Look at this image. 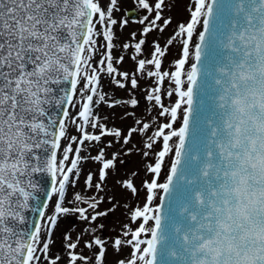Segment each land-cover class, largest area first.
<instances>
[{
  "label": "snow or ice",
  "instance_id": "6c2138e0",
  "mask_svg": "<svg viewBox=\"0 0 264 264\" xmlns=\"http://www.w3.org/2000/svg\"><path fill=\"white\" fill-rule=\"evenodd\" d=\"M137 3L120 41L119 0H0V264H105L109 247L128 249L116 264H264V0H188L148 50L173 21ZM133 152L145 176L116 181L121 204L106 185Z\"/></svg>",
  "mask_w": 264,
  "mask_h": 264
},
{
  "label": "rangeland",
  "instance_id": "374dc122",
  "mask_svg": "<svg viewBox=\"0 0 264 264\" xmlns=\"http://www.w3.org/2000/svg\"><path fill=\"white\" fill-rule=\"evenodd\" d=\"M120 4V11L116 14L117 18H127L129 19V26L126 27L122 32L118 30L117 34L120 37V41L128 40L130 39L129 34L132 31L138 30L141 26L138 23H134L133 21L138 20L142 15L145 14V11L141 8H139L137 0H119ZM166 4L169 6L164 11V16L168 17L171 16L172 18V24L169 26L164 33L159 32H152L146 37L147 40V48L146 50L151 48L152 41L155 38H160L161 43L163 44L167 37L173 32V30L176 28L177 23L181 22L185 19H187V13L185 11L186 6L188 4V0H166ZM136 10L138 12V17L136 19H133L128 16L129 10ZM118 41V43L120 42ZM178 56V47L173 46L170 49V52L168 54L167 60L171 61L174 58ZM128 66H131L130 64ZM109 91H116L117 95L121 97H126V93L123 91L115 90V89H107ZM143 108V102L141 104V108L137 109V112L139 113ZM108 109H103L104 114H108ZM122 114L121 109L115 110V116H116V123H120L119 117ZM127 123L131 124L132 121L129 119ZM121 159L124 161L123 164H118V171L114 172L107 181L106 189L107 193L110 195H114L117 200L120 201L121 204L124 203V198L129 197L130 203H135V200L131 199V194L123 192L120 188V186L116 183V181L122 177L125 176V173H130L132 171H137L139 173L138 177L136 178V183L139 186L142 182V179L145 176V171L143 168L144 160L143 158L133 152L130 156H121ZM88 168H95V165L88 163L85 165V169ZM82 183V181H81ZM138 200L143 199V191H141L140 196L137 198ZM110 207L109 204L105 203L101 205V209ZM124 208L118 207L114 212H111L107 217L101 218L97 221V223L104 224V229L99 232V235H101L103 238H110L114 237L117 232L120 231L121 224L125 222V216H124ZM76 226L77 230L82 227L77 221H75L74 218H69L68 220L61 223L60 228L57 229L54 235L55 245L53 247V251L58 252L59 254L63 255V250L61 248V232L68 227H71L72 225ZM87 252L88 250H84ZM128 252V249H122L119 254H117L111 247L108 248L106 258H105V264H116L117 259L123 258L126 253ZM91 254V253H89Z\"/></svg>",
  "mask_w": 264,
  "mask_h": 264
},
{
  "label": "water",
  "instance_id": "95a60500",
  "mask_svg": "<svg viewBox=\"0 0 264 264\" xmlns=\"http://www.w3.org/2000/svg\"><path fill=\"white\" fill-rule=\"evenodd\" d=\"M138 15H139L138 12L136 10H134V9L128 11V16L133 18V19H136L138 17ZM52 111L55 112V111H58V110L53 108ZM36 180H37L38 184L41 187H45L47 185V183H48L47 175L38 174L37 177H36ZM40 196L43 199V194L42 193H40ZM34 219H36L35 214L29 213V221H32ZM29 226H30V224H29Z\"/></svg>",
  "mask_w": 264,
  "mask_h": 264
}]
</instances>
